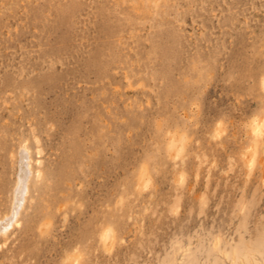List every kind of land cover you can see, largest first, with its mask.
I'll use <instances>...</instances> for the list:
<instances>
[{"label": "rangeland", "instance_id": "374dc122", "mask_svg": "<svg viewBox=\"0 0 264 264\" xmlns=\"http://www.w3.org/2000/svg\"><path fill=\"white\" fill-rule=\"evenodd\" d=\"M143 3L0 0V264H264V0Z\"/></svg>", "mask_w": 264, "mask_h": 264}, {"label": "bare ground", "instance_id": "6f19581e", "mask_svg": "<svg viewBox=\"0 0 264 264\" xmlns=\"http://www.w3.org/2000/svg\"><path fill=\"white\" fill-rule=\"evenodd\" d=\"M137 1V0H135ZM156 0H144L143 5L138 7L141 13H149L151 7L154 8ZM259 130L258 124H253L251 131L257 134ZM33 137L36 136L32 129ZM175 141H170L171 145ZM16 168L14 182L10 191V202L7 209L0 213V242L6 244L15 227L22 226L21 214L26 217L27 221L36 220L35 210L37 206L33 203L34 199L40 198L41 187L43 182L42 169L36 165L39 161L32 159V151L28 142V138H23L19 142L16 152ZM35 161V165H33ZM31 225V224H30ZM32 226V225H31ZM104 240L111 239L110 231H105ZM71 264H77V259Z\"/></svg>", "mask_w": 264, "mask_h": 264}]
</instances>
